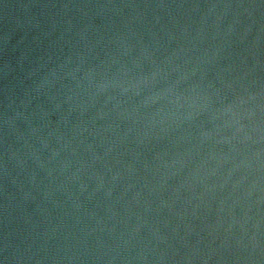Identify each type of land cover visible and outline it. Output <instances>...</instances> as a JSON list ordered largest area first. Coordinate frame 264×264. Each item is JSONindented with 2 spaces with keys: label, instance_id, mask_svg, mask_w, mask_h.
Listing matches in <instances>:
<instances>
[{
  "label": "water",
  "instance_id": "1",
  "mask_svg": "<svg viewBox=\"0 0 264 264\" xmlns=\"http://www.w3.org/2000/svg\"><path fill=\"white\" fill-rule=\"evenodd\" d=\"M0 264H264V0H0Z\"/></svg>",
  "mask_w": 264,
  "mask_h": 264
}]
</instances>
